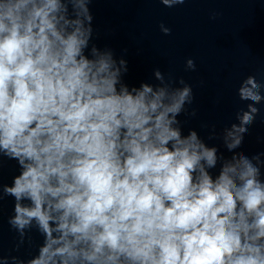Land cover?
I'll use <instances>...</instances> for the list:
<instances>
[{"label": "clouds", "instance_id": "9594fccd", "mask_svg": "<svg viewBox=\"0 0 264 264\" xmlns=\"http://www.w3.org/2000/svg\"><path fill=\"white\" fill-rule=\"evenodd\" d=\"M92 3L0 0V204L15 250L34 249L0 264H264V152L238 151L264 79L244 78L236 122L209 133L226 156L184 133L190 84L159 69L127 82V60L94 42Z\"/></svg>", "mask_w": 264, "mask_h": 264}]
</instances>
